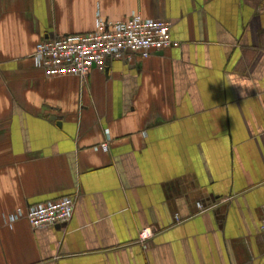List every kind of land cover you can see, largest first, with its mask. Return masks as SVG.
<instances>
[{
	"label": "crops",
	"instance_id": "crops-1",
	"mask_svg": "<svg viewBox=\"0 0 264 264\" xmlns=\"http://www.w3.org/2000/svg\"><path fill=\"white\" fill-rule=\"evenodd\" d=\"M134 12L176 45L84 79L35 66ZM64 196L68 222L10 221ZM262 221L264 0H0V264H264Z\"/></svg>",
	"mask_w": 264,
	"mask_h": 264
},
{
	"label": "built area",
	"instance_id": "built-area-1",
	"mask_svg": "<svg viewBox=\"0 0 264 264\" xmlns=\"http://www.w3.org/2000/svg\"><path fill=\"white\" fill-rule=\"evenodd\" d=\"M173 45L176 43L170 38L168 22L145 18L137 12L118 20H108L98 15L90 32L39 41L32 59L46 77L72 75L84 79L91 69H103L107 59L131 61L135 55L146 59L152 52ZM95 148L106 152L108 143L105 140ZM74 205V197L64 196L31 206L24 213L16 210L10 216V221L25 217L34 228L65 223L71 219ZM198 207L201 208L200 204ZM260 229L264 233V221ZM153 235L151 227L141 229L138 243H146Z\"/></svg>",
	"mask_w": 264,
	"mask_h": 264
}]
</instances>
